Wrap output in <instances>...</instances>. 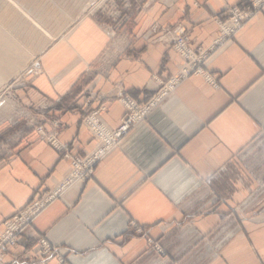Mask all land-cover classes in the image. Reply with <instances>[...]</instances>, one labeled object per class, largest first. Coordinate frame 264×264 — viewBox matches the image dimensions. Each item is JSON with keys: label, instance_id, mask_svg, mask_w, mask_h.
I'll return each instance as SVG.
<instances>
[{"label": "crops", "instance_id": "0c3cea01", "mask_svg": "<svg viewBox=\"0 0 264 264\" xmlns=\"http://www.w3.org/2000/svg\"><path fill=\"white\" fill-rule=\"evenodd\" d=\"M250 6L143 0L82 16L41 53L3 94L16 108L0 128V235L62 190L0 264H264V6L223 33L230 9ZM181 31L207 54L198 67L176 48ZM126 97L157 103L99 154L87 118L99 111L109 138ZM96 153L92 176L70 181L73 158Z\"/></svg>", "mask_w": 264, "mask_h": 264}, {"label": "rangeland", "instance_id": "374dc122", "mask_svg": "<svg viewBox=\"0 0 264 264\" xmlns=\"http://www.w3.org/2000/svg\"><path fill=\"white\" fill-rule=\"evenodd\" d=\"M18 1L20 2L18 4L25 9H33V15L27 16L18 10V7L12 6V2L0 0V21L6 26L8 25V27L11 24L10 31L15 32L21 39L20 41L24 43V46L29 47L32 53L30 60L23 66L24 70L18 76L15 73L16 70L13 68L10 69L9 66H7V69L10 71H7L5 67L3 69L4 74L2 76L0 75V86L4 87L0 90V128L12 120L9 113L16 108L14 107L15 104L13 100L7 98V96L3 94L5 91L9 90V87H11L14 82L23 79L29 74L31 75L38 72V59L41 57V53H43L55 39L63 35V33L70 29L79 18L88 13L98 11L106 14V16H113V14H120L124 11L128 12L129 8L140 5L143 0H94L93 2L92 0ZM64 10L68 14V21L62 26V24H59V19L62 16L63 22V17L65 15L63 12ZM11 17L13 18L11 19ZM33 18L35 19L34 21ZM37 19H39L46 29H41L40 26L35 24V21L38 22ZM62 27H64V29ZM17 62L21 63V60H17ZM10 101L11 103H9ZM5 102L7 105H5ZM4 133L3 137L5 140L11 139L13 136V130L8 129ZM1 151L2 148L0 146V152Z\"/></svg>", "mask_w": 264, "mask_h": 264}, {"label": "built area", "instance_id": "2783aa9c", "mask_svg": "<svg viewBox=\"0 0 264 264\" xmlns=\"http://www.w3.org/2000/svg\"><path fill=\"white\" fill-rule=\"evenodd\" d=\"M264 6V0H251V6L246 10L242 11L239 8L230 9V19L229 24L224 25L223 33L225 36H231L237 30H239L246 20H248L254 13L255 10L260 9ZM189 37L181 31L175 39L176 48L187 60L191 58L196 60L194 62V67H198L207 57L204 52H199L198 55L190 48ZM196 56V57H195ZM175 86V82H172L167 87L164 88L161 96H164L168 90ZM157 101L152 100L148 104H139L132 98H124V104L126 106V114L121 122V125L116 130H111L109 132V137L100 131L101 126L99 125L100 119L98 117L99 111L93 112L88 118L87 123L90 128L95 132V134L102 140L103 145L99 148L97 153L106 152V150L111 145H117L120 140L141 120H143L148 112L156 105ZM98 121V122H97ZM40 131H43L42 127H39ZM51 143L58 148V150H66V147L57 143V139L52 136L50 139ZM97 153L93 156H88L86 158H73L74 171L71 175L70 181L77 179H87L92 176L94 169L93 165L95 162L101 158L97 156ZM69 156V154H66ZM62 187L58 188L56 191L51 192L33 202L28 206L18 211L13 217L9 218L4 223V231L0 235V254H2L9 247L15 246L19 243L20 236L28 229L30 225L34 223L38 215L48 206V204L55 199L61 192ZM46 247V251L50 248L46 245L45 241H42ZM158 250H161L158 247Z\"/></svg>", "mask_w": 264, "mask_h": 264}, {"label": "bare ground", "instance_id": "6f19581e", "mask_svg": "<svg viewBox=\"0 0 264 264\" xmlns=\"http://www.w3.org/2000/svg\"><path fill=\"white\" fill-rule=\"evenodd\" d=\"M5 1L12 2L11 3L12 6L14 5L15 7H18V10L23 12L25 15H27V16L33 15V13H32L33 9L32 10L25 9L24 7H22L21 5L18 4V3H20L18 0H5ZM93 1L94 0H92V2ZM63 12L65 14L63 17V22H62V16L59 19L60 20L59 24H62V26H64L68 21L67 12L65 10ZM12 18L13 17H11V19ZM34 20L35 19L33 18V21ZM69 20H70V18H69ZM37 21L38 22L35 21V24L40 26L41 29H46L45 26L42 25V23L39 21V19H37ZM10 26H11V24H10ZM10 26L8 27V25L6 26L5 24L2 23V21H0V75L1 76L4 74L3 69L5 67H6L7 71H10L7 69L8 68L7 66H9L10 69H12V68L15 69L16 71L15 70L14 71H15L16 75L18 76L24 70L23 66L26 65L27 62L30 60V58H31L30 56L32 53V52H30L31 50L29 49V47L24 46V43L20 41L21 39L19 38V36H17L15 32L10 31ZM62 28L64 29V27H62ZM17 60H21V63H18ZM6 72H5V74H6ZM2 88H4V87L0 86V90ZM9 103H11V101ZM5 105H7L6 102H5Z\"/></svg>", "mask_w": 264, "mask_h": 264}]
</instances>
